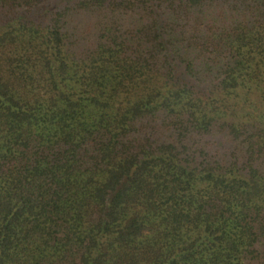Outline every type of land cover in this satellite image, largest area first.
Listing matches in <instances>:
<instances>
[{
	"label": "trees",
	"instance_id": "trees-1",
	"mask_svg": "<svg viewBox=\"0 0 264 264\" xmlns=\"http://www.w3.org/2000/svg\"><path fill=\"white\" fill-rule=\"evenodd\" d=\"M0 264H264V0H0Z\"/></svg>",
	"mask_w": 264,
	"mask_h": 264
}]
</instances>
